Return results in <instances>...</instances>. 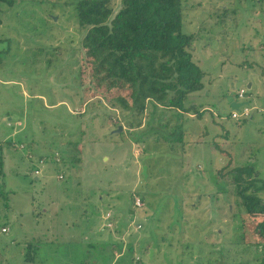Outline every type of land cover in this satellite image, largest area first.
<instances>
[{
	"label": "rangeland",
	"instance_id": "rangeland-1",
	"mask_svg": "<svg viewBox=\"0 0 264 264\" xmlns=\"http://www.w3.org/2000/svg\"><path fill=\"white\" fill-rule=\"evenodd\" d=\"M72 1L0 2V264H257L259 218L236 211L230 172L264 184V0H184L203 87L160 122L148 105L133 133Z\"/></svg>",
	"mask_w": 264,
	"mask_h": 264
},
{
	"label": "trees",
	"instance_id": "trees-1",
	"mask_svg": "<svg viewBox=\"0 0 264 264\" xmlns=\"http://www.w3.org/2000/svg\"><path fill=\"white\" fill-rule=\"evenodd\" d=\"M0 2L10 4L11 0ZM70 3L78 26L85 30L81 47L91 60L92 78L107 92L114 90L108 103L124 112L128 132L150 123L145 120L148 105L150 115L159 122L162 110L172 116L187 111L188 95L203 87L204 72L192 58L194 37L182 31L184 10L197 5L184 0H120L113 9L110 0ZM2 165L0 154V173ZM230 174L236 211L259 218L254 227L261 238L257 264H264V200L258 195L264 184L258 182V172L250 165L235 167Z\"/></svg>",
	"mask_w": 264,
	"mask_h": 264
},
{
	"label": "built area",
	"instance_id": "built-area-1",
	"mask_svg": "<svg viewBox=\"0 0 264 264\" xmlns=\"http://www.w3.org/2000/svg\"><path fill=\"white\" fill-rule=\"evenodd\" d=\"M243 94H244V91L243 90H240L239 93H238V96L239 97H243ZM251 109L248 107V106H245V105H242L239 107L238 110H232L231 111V117L232 118H235L237 120L239 119H244V118H248L249 115H250V111ZM136 198L134 199V206H142L143 205V201L141 200L140 197L138 196H135ZM7 228L5 226H2L0 228V233H7Z\"/></svg>",
	"mask_w": 264,
	"mask_h": 264
},
{
	"label": "water",
	"instance_id": "water-1",
	"mask_svg": "<svg viewBox=\"0 0 264 264\" xmlns=\"http://www.w3.org/2000/svg\"><path fill=\"white\" fill-rule=\"evenodd\" d=\"M250 87V84L248 85V88ZM244 104H247L246 102H237V101H233L232 103H231V109L232 110H238L239 109V107L240 106H242V105H244ZM122 129V126H119L116 130H114L113 132H119L120 130ZM142 172H143V174H145V172H146V167L145 166H143V168H142ZM151 253H152V250H150L149 251V254L151 255Z\"/></svg>",
	"mask_w": 264,
	"mask_h": 264
},
{
	"label": "crops",
	"instance_id": "crops-1",
	"mask_svg": "<svg viewBox=\"0 0 264 264\" xmlns=\"http://www.w3.org/2000/svg\"><path fill=\"white\" fill-rule=\"evenodd\" d=\"M250 85H251V83H250ZM0 154H1V156H2V160H3V152H2V146H0ZM3 166V165H2ZM2 172V171H1ZM1 174V173H0ZM36 179H37V177H36ZM5 226V225H4Z\"/></svg>",
	"mask_w": 264,
	"mask_h": 264
}]
</instances>
